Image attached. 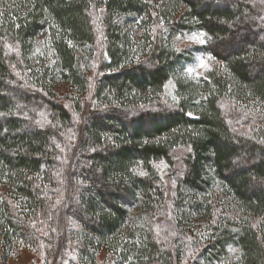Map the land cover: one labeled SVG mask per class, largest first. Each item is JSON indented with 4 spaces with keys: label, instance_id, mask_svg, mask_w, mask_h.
I'll list each match as a JSON object with an SVG mask.
<instances>
[{
    "label": "trees",
    "instance_id": "obj_1",
    "mask_svg": "<svg viewBox=\"0 0 264 264\" xmlns=\"http://www.w3.org/2000/svg\"><path fill=\"white\" fill-rule=\"evenodd\" d=\"M0 236L2 260L68 238L79 264H264V0H0Z\"/></svg>",
    "mask_w": 264,
    "mask_h": 264
},
{
    "label": "rangeland",
    "instance_id": "obj_2",
    "mask_svg": "<svg viewBox=\"0 0 264 264\" xmlns=\"http://www.w3.org/2000/svg\"><path fill=\"white\" fill-rule=\"evenodd\" d=\"M234 35V34H232ZM193 37H196L195 39ZM204 40V35L201 36V33L199 34H192V35H187L184 36L183 38L179 39V42L181 45H196V44H202L200 42V40ZM242 40V38H241ZM201 61H203V66H201ZM98 64L93 63L92 64V72H89V74L92 76V74L94 75L97 71L98 68ZM211 66V62L210 59L200 55L196 58L195 63L192 67L188 68V69H193L194 71L190 72L193 75L196 76H202L205 71L207 69H209V67ZM29 82H24L23 80V85L26 88ZM167 94H171V92L168 90ZM76 95V90L74 88L70 89L68 87H61L58 89L57 91V96L55 98L56 102L60 103L61 105H63L65 108L69 109L70 112H72L76 117L77 114L75 113V108L72 106L71 100L74 98V96ZM50 113L48 111V109H39V111L36 112L35 115V111H34V123L38 124L40 126H42L43 124L46 125H51L52 127H55L54 124H52L53 122H50L49 117ZM73 116V120L75 121V118ZM48 124H45L47 123ZM74 138H75V133H74V129L71 128H66V127H62L61 129V136H60V140H59V146L61 147V151L63 152V156H67L68 152V146H72L74 144ZM58 167H56V178H57V184L53 187V202L56 204L57 202L60 204V202L63 199V192L61 190V186H62V180H63V174H64V163L65 161H63L62 159H58ZM65 160V158H64ZM159 168L166 170V165L163 163H160L157 165ZM82 168H84V165L82 163L78 164V170H81ZM163 171H161L163 173ZM164 176V183H166L168 186H170V179H168V175H167V170L166 173H163ZM52 202V203H53ZM52 207V206H51ZM54 209H51V213L49 215V217H47V215H42L38 218L37 221V225L39 226L40 232H44L45 235H47L48 237L51 235V232L55 231L56 228V234L60 235L61 232H59L60 230L58 227V222L59 219L57 218L58 216H56V214H53ZM55 220L56 223H55ZM53 222L56 225H52L50 224V222ZM164 222V221H163ZM67 225H71L74 228H80L77 221H75V219L73 218H69V221L67 223ZM56 227V228H55ZM163 227L159 225H155L154 226V230H155V234L157 236L162 237V233L163 231ZM201 226H198L196 228V230L200 231ZM42 230V231H41ZM65 235L67 234L66 230H65ZM1 239V236H0ZM48 239V238H47ZM66 240H68L67 242V246L65 248V256L64 259L62 261L61 264H79L78 261V250L76 248V245L73 241H69V239L67 238ZM50 241V239H49ZM47 241V242H49ZM47 242H45L42 247L38 250V249H33L30 247H22L21 250L17 253L14 254L9 258V259H5L2 260L1 259V250H0V264H49L48 262L51 260V246H48ZM105 251H102L99 256H98V264H105ZM193 253H189L186 258H185V262L183 264H189V262H191L193 259ZM229 264V263H226Z\"/></svg>",
    "mask_w": 264,
    "mask_h": 264
},
{
    "label": "snow or ice",
    "instance_id": "obj_3",
    "mask_svg": "<svg viewBox=\"0 0 264 264\" xmlns=\"http://www.w3.org/2000/svg\"><path fill=\"white\" fill-rule=\"evenodd\" d=\"M201 36H203V33H201ZM193 38L195 39L196 37H193ZM200 42H201V43H204V40L201 39ZM201 66H203V61H201ZM188 71H189V72H192V71H194V70H193V69H188Z\"/></svg>",
    "mask_w": 264,
    "mask_h": 264
}]
</instances>
